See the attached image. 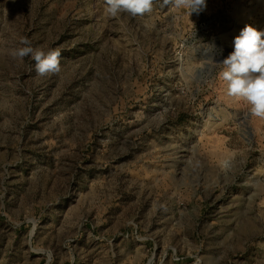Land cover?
<instances>
[{"label": "rangeland", "instance_id": "374dc122", "mask_svg": "<svg viewBox=\"0 0 264 264\" xmlns=\"http://www.w3.org/2000/svg\"><path fill=\"white\" fill-rule=\"evenodd\" d=\"M104 7L0 0V264H264V120L205 60L264 0Z\"/></svg>", "mask_w": 264, "mask_h": 264}, {"label": "clouds", "instance_id": "9594fccd", "mask_svg": "<svg viewBox=\"0 0 264 264\" xmlns=\"http://www.w3.org/2000/svg\"><path fill=\"white\" fill-rule=\"evenodd\" d=\"M154 3L155 0H104V12L111 18L121 13L144 16L152 12ZM163 4L185 9L189 17L206 8V0H163ZM19 45L10 55L19 60L31 56L38 75H55L61 71L60 49H34L27 37H21ZM208 49L214 51L215 45L207 46ZM205 60L213 69H221L219 78L227 84V95L246 103L251 116L264 120V31L246 25L234 38V50L226 58L217 62L213 55Z\"/></svg>", "mask_w": 264, "mask_h": 264}]
</instances>
